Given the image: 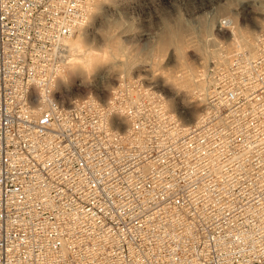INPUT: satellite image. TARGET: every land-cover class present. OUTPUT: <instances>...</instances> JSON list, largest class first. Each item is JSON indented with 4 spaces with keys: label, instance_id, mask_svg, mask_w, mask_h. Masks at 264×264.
Segmentation results:
<instances>
[{
    "label": "built area",
    "instance_id": "2783aa9c",
    "mask_svg": "<svg viewBox=\"0 0 264 264\" xmlns=\"http://www.w3.org/2000/svg\"><path fill=\"white\" fill-rule=\"evenodd\" d=\"M94 0H0V264H264V36L183 124L139 83L64 105Z\"/></svg>",
    "mask_w": 264,
    "mask_h": 264
},
{
    "label": "rangeland",
    "instance_id": "374dc122",
    "mask_svg": "<svg viewBox=\"0 0 264 264\" xmlns=\"http://www.w3.org/2000/svg\"><path fill=\"white\" fill-rule=\"evenodd\" d=\"M100 7L102 13H97L95 0L91 23L72 36L81 46L80 49L72 48L73 57L84 58L88 54H97L98 64H108L111 53L105 46L106 38L100 29L105 17L120 12L139 18L136 30L123 32L117 37L125 45L127 60L125 55H121L112 68L110 65L99 66L96 70L94 67L84 68L81 73L71 74L63 82L62 75L68 66H73L71 61L64 67L56 86V92L62 94L64 105L89 96L106 101L112 97V92L119 83H139L160 98L167 111L183 124L192 123L206 106L200 73L213 66L211 62L219 57V53L221 56L226 54L228 46L238 45L240 42L243 45L249 39L258 43L264 36V0H117L115 8L107 4ZM175 24L177 27L180 24L183 37L180 34L179 41L163 45L160 40L162 30L166 29V25L176 27ZM189 67L195 72V82L192 86L188 83L186 85L199 90L201 94L199 110L195 112L192 110L190 96L173 100L169 90L157 83V79L167 78L170 83H175L180 90H184L187 88L184 87V74L186 71L190 72ZM64 85L70 86L76 93L80 92V95L72 97V94H66ZM177 96L180 97V94ZM167 101L168 104L176 103L179 108L170 109ZM189 117L191 122L187 121Z\"/></svg>",
    "mask_w": 264,
    "mask_h": 264
},
{
    "label": "bare ground",
    "instance_id": "6f19581e",
    "mask_svg": "<svg viewBox=\"0 0 264 264\" xmlns=\"http://www.w3.org/2000/svg\"><path fill=\"white\" fill-rule=\"evenodd\" d=\"M95 1V0H94ZM93 5H94V2H93ZM93 9V7H92ZM177 19V18H176ZM175 19V20H176ZM178 20H180L178 18ZM177 20V21H178ZM176 21V22H177ZM181 21V20H180ZM175 22V23H176ZM165 23H166V20H165ZM180 23V22H179ZM170 24V23H168ZM172 25V24H171ZM176 26V24H175ZM180 24L178 25V27H171L169 25H166V29L165 30H162V36L160 38L161 42L163 45L167 44V43H170V42H173V41H179V38H180V34L183 33L181 31V27H179ZM182 26V25H181ZM262 26V24H261ZM183 27V26H182ZM232 27V26H231ZM263 27V26H262ZM182 29H185L184 27ZM182 36V34H181ZM183 37V36H182ZM181 41V40H180ZM183 41V40H182ZM247 41L246 43L244 42L243 45H241L242 42H240V44L238 43L237 44H233V46H228L229 48L226 49V54H223L221 56V53H219V57H216L212 62L211 64H214V63H220V64H223V63H226L227 61H229L233 56L235 55H239V54H242V55H247V56H250L252 55L254 52H255V47H257V43L252 40V39H249V40H245ZM67 43L69 45V48H70V56H69V59H68V62L67 64H69L71 61L72 62V65L73 66H78L79 69H76L75 71H66L64 72V74L62 75L63 77V82L66 81V79L71 75H75L77 74V72L80 71V73L83 71L84 68H91V67H94V65L98 64L99 62V57L97 54H88L86 55L84 58L82 57H73L74 56V51L73 49H80L81 46H80V43L76 41L75 38L72 39L69 38L67 40ZM182 45V42L180 44V46ZM105 46L107 47V41L105 42ZM179 46V45H178ZM73 48V49H72ZM179 48V47H178ZM255 48V49H254ZM86 52V51H85ZM220 52H223L222 50H220ZM224 52V53H225ZM173 53V52H172ZM171 53V54H172ZM234 53L233 55L230 56V54ZM217 55V53H216ZM218 56V55H217ZM207 57V55H206ZM207 61V59H206ZM75 64V65H74ZM191 67H189V71H186L185 74H184V81H185V85L184 87H187L188 85H186V83L189 84V86L195 82V72L190 70ZM205 74V71H202L200 73V79L202 80V82L204 83V89H203V92H202V95L205 97V93H206V89H205V85H206V80H203L201 75H204ZM157 83L162 87V88H166L168 89L169 93H171V95L173 96L171 99L175 100V99H184L186 97H191V101L193 103L192 105V110L193 112L199 110V99L201 100V94L199 93V90H193L192 88H189L187 87L186 89L184 90H180L175 83H170L167 78H162V79H157ZM65 84V83H63ZM194 85V84H193ZM174 86V87H172ZM64 90L66 91V94H72V97H78L80 95V92L76 93L73 91V89H71L70 86L68 85H64ZM172 88V89H171ZM178 94H180V97L177 96ZM71 97V96H70ZM203 97V98H204ZM165 105V104H164ZM167 106L170 108V109H176V108H179L178 105L176 103H169L168 104V101H167ZM183 108V107H182ZM189 109V108H188ZM191 112V111H190ZM186 113V112H185ZM192 115V114H191ZM200 115V114H199ZM198 115V117H199ZM197 117V118H198ZM196 118V119H197ZM191 118L189 117L187 119V121H190L191 122Z\"/></svg>",
    "mask_w": 264,
    "mask_h": 264
},
{
    "label": "clouds",
    "instance_id": "9594fccd",
    "mask_svg": "<svg viewBox=\"0 0 264 264\" xmlns=\"http://www.w3.org/2000/svg\"><path fill=\"white\" fill-rule=\"evenodd\" d=\"M107 4L112 7H117V0H96L97 13H102L101 5ZM139 25V18L134 15L126 16L124 13L117 12L116 15H109L104 18L103 25L101 27V32L104 34L107 47L111 53V61L108 64H96L94 65V70L99 66L116 65L120 59L121 55H125L124 47L125 45L120 42L117 37L123 32H132L137 29ZM125 59L127 57L125 55ZM127 67V63L125 64ZM79 69L78 66H68L67 71H75Z\"/></svg>",
    "mask_w": 264,
    "mask_h": 264
}]
</instances>
